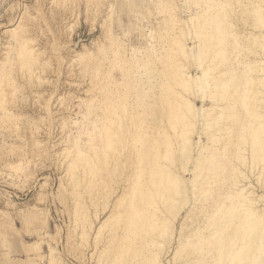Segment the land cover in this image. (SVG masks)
Masks as SVG:
<instances>
[{
  "label": "rangeland",
  "instance_id": "rangeland-1",
  "mask_svg": "<svg viewBox=\"0 0 264 264\" xmlns=\"http://www.w3.org/2000/svg\"><path fill=\"white\" fill-rule=\"evenodd\" d=\"M216 1L217 3L218 1L220 2V5L218 6H221L223 2L224 4L226 2L228 5L226 9V11L228 12H226L227 18L225 26L223 24V26L225 27V29L223 27L224 33L230 30V32L232 33L233 31L238 32H236V34L238 35H232L233 38H231L232 36H230V32L224 34L226 39H224V41H226V43H224L223 46L226 47L227 51H230L227 52V61L224 59L226 63L225 65H222V67H225L227 69L229 68V71L232 74L231 75L229 72H227L225 77L244 76L242 78L243 81H241V85L242 83L244 85V82L247 84V82L244 80L245 77H247V75L249 77V74H252L251 71L254 70L253 67H255V64L253 62H255V60L257 61V59H259V57L261 56V53L264 51V49L260 51V47L258 45L261 43V40L258 43L260 39L259 31L263 26L262 24H264V21L261 19V14H263V18L264 13L253 11V8L256 10V6H258V9L262 10V8L264 7V2H261L260 0ZM255 3L256 5H254ZM194 9L195 7H191L190 9H188V7H186L184 4V0H0V53L4 51V48L8 49L9 47L7 48V46H13L14 48L10 49L8 52L10 56H14V59L11 57L12 60H15L12 63V60L10 58L8 61L10 62V65L8 64V62L7 64L5 63L6 66L4 65L3 67L6 68H2L5 71L1 70V74L2 72L3 75L4 73L6 74L8 70L10 72H8L7 76H3V81H1L0 79V88L3 86L2 91H0V264H47L49 257H51V255L49 256L50 248H53L52 252L55 255L53 256L55 264H104L107 256L109 260L111 259V262L107 259V262L105 264H115L118 263V261H121L123 257L122 256L120 258L118 256L123 253V251H121L122 253L120 252L119 247L117 250L116 246L118 243L120 244H118V246H121L122 244H124L125 246L126 244V248L128 245L134 244L133 246H128L130 249L131 247L134 248L138 244L144 245L143 241H141L142 239H140L139 241V238H142V235H137L138 238H136V236L134 237L133 235L136 231H138L137 228H135L134 230L130 228L131 230H129L127 228V224L125 223V218L127 219L129 217V215L128 217L125 216L129 214V204L127 206V203L131 191H133V189L131 188H135L134 183L137 180V177L135 176L137 172V170H135V160L141 153V142L143 143L144 141V138L142 139L140 136L139 139L138 133H136V127L134 125H131L130 123H132V118L134 117V114L137 113L138 109L142 113L146 110L144 112L146 114L138 116L139 118L136 117L135 122L138 119L140 120H138L135 125L143 126L144 123L142 121H148L154 124L152 125L151 123H149V126L147 127L148 130H152L160 121V119L161 121L164 120L165 122L170 118L169 115L171 116V113H167V118V114L162 108L168 109V100H170L172 97H166L164 95V92L162 91V89L160 90V88L156 90V93L155 89L154 91L146 90V92H144L143 89L140 88L142 82L138 80L139 73H137L136 71V59H134V61L131 58L127 59L129 57V47L133 45L137 48H144V46L147 48L151 47L148 45V39H153L154 35L152 34H159V37L155 35V37H158L159 40L158 38H154V40H157L158 44L156 46H160L158 51H160L161 54L165 55H163L164 57H162V55L157 51L161 55V61H163H160L161 63H157V67L160 70L163 69L164 72L162 71L163 73H161V71L159 70L160 72H157L156 76L161 77V75H163L168 79V81L173 82L174 78L173 75L170 74L169 67L164 65V61L168 62L172 59L178 60L179 62L180 60L177 56H173L171 58V53L175 54L176 52H173L175 50H177L178 52L179 50L177 48L180 46L179 40L174 41L172 38H170L171 23L174 21H178V18L185 19L187 17V11L192 12L193 10L194 12ZM219 11L221 14L222 12L220 7L216 11H210L211 15L210 13H207L206 10L201 15H199L200 12H197V15H199V17H204L207 13L209 15H206L205 17L210 18L216 15L217 12V14H219ZM254 12L257 14H254ZM221 16H224V14H222ZM256 16L258 19L256 18ZM222 19H224L225 21V18ZM244 19L247 21H245ZM19 23L21 24L19 25ZM13 25H17L15 31H13L12 33H10V31L5 32L4 28ZM246 30H248L249 32L252 31L253 34L251 35L250 33L249 36V33L246 34V32H248ZM239 31L243 32V35ZM112 33L114 35H112ZM246 35H248V38L246 37ZM20 36L22 38H27L28 41H26L25 38L22 39ZM252 36H254V38H252ZM15 37L19 38L17 43L15 42ZM226 37L228 38V40ZM235 38L237 39L235 40ZM243 38L250 39L252 42ZM91 39L94 40L95 43H93ZM253 39L257 42H255ZM79 40L80 42L83 41L90 50L93 48V50H91L93 52H90L92 53V55H94V57L90 55V52H88L87 54H85L86 56H84V59L82 58L83 60L77 59L74 50L80 47V42L75 44L74 41ZM160 40L162 42H160ZM101 41H104V43H101ZM96 42H100L103 47H101L100 44H97ZM22 44H27V46L29 45L28 47H30V49L26 47L27 49L25 50V53L22 52V49L20 50V52L22 53L15 51L20 49L23 46ZM235 45H237V48ZM263 45L264 44H262L261 47ZM96 47L101 48L100 52ZM116 48L119 53L118 51H116ZM170 48L173 49V51ZM240 48L242 49L239 50ZM232 49L235 50L236 53ZM29 50L31 53L35 54L34 56H36L37 60L34 59L35 57H33V54H28ZM238 51H240L241 53H237ZM232 52L235 54H233ZM16 53L21 55L18 56ZM116 54L118 56H116ZM0 55H2L0 56V61L2 59L4 60V54L1 53ZM24 55H26V57L28 58L25 59L26 57H23ZM166 55H169L168 58ZM17 56L20 57V59ZM29 56L31 57V59ZM234 56L237 59L238 57H240L239 60L235 61L237 59ZM154 58L153 60L152 58H139L138 60H144L142 66H144L145 63H148V68L154 65L156 59ZM243 58L246 60V62ZM32 59L35 61H33ZM249 60L250 63H252L250 65L249 63H247L249 62ZM26 61H28V65H26ZM95 61V68L97 69L98 73L95 72L96 69H94V71L92 70L93 65H91V62L95 63ZM237 62L238 64H235ZM180 63H182L181 65H183L184 63L186 64V62L183 61H180ZM245 63L248 65V67H251L253 69L251 71H247ZM161 64L162 66H160ZM97 65L99 66L97 67ZM242 65L246 69H244ZM9 67L11 70L9 69ZM235 67L238 68L237 71ZM231 68L235 69L233 71L234 73L232 72ZM141 70L143 71L144 69ZM128 72L129 74H131L129 75ZM235 72L237 73L235 74ZM110 73L111 75H109ZM234 74L235 76H233ZM238 74H240L241 76ZM9 75H12V79L14 77L13 81H10L11 76ZM5 76L7 78L10 77L7 79L9 80V82H11L10 84H6L7 80H4V78H6ZM117 76L119 78H117ZM149 76L150 74L147 73L144 77ZM176 76L179 75L177 74L174 77ZM109 77L114 78L110 79V81L108 79ZM115 78L118 80L114 81V85L118 81L119 84L122 83L117 88L116 86L118 83L115 86L113 85V80ZM121 79L122 81H120ZM107 80L109 81V83ZM240 80L241 79H239V81ZM105 82L109 84L107 85L109 86L108 89H106L107 86H105ZM124 82L126 85L124 84ZM123 84L125 85L124 88ZM127 84L130 85V89ZM103 88L106 91H109V89L112 88V91L110 89L111 94L107 91L108 95L105 96L107 93L106 91L105 93H103ZM249 88L251 90L249 93H252V89L255 88L253 83L249 85ZM128 90H131V92ZM113 91H122L121 94L118 92V96L120 94L121 97H119L122 99L119 100L116 96L117 93H114ZM125 91L128 93V95H124L126 93ZM142 93H144L145 95L143 96ZM152 93L153 95H151ZM103 95L106 98L109 96V100L108 98H104ZM126 96V99L128 100L125 99ZM114 97H117V100L121 101L119 102L120 105L115 104L116 102L114 101L116 99H114ZM258 97L260 96L258 95ZM123 99L125 100V103L122 102ZM251 99L252 98H250V100ZM95 100H98L97 102L100 101L102 105L98 103V105L101 107L97 106V109H94L96 114L93 112L94 115L90 116L94 118L92 120H95L94 123H100V125L99 127H97L98 129H96V137L94 136V139L87 140L86 134L84 136L79 132L80 123L75 124L74 121L76 118H78L77 115L79 114H77V112L79 110H85V104H88L90 101L93 102ZM111 100H113V102ZM153 100L154 102H156L153 103ZM106 101L109 103L106 104ZM195 101L197 102V104H199V100L196 99ZM79 102L82 103L81 106L79 105ZM110 102L113 103L112 105L114 107L119 106L118 109H116L117 107L112 108L116 109L117 112L123 111L124 109H121L123 107L121 106V103H124V107L125 104H127L128 106L126 105L125 107V111L127 109V111L125 112V116L123 115L124 111L122 112L123 114L120 115L121 112L116 113V110L103 115L102 113H106L105 111L112 107V105H110ZM151 102L154 104V108H152V106H150L151 108L148 106L149 103L151 104ZM105 105H109V108H106ZM131 105L134 107H132ZM175 108L174 110H176ZM133 109L136 112L133 111ZM148 110L153 111L147 114V112H149ZM162 110H164V112ZM130 111H132L133 113ZM101 114L102 116L99 118H102L103 116L104 117L101 120H97V116ZM113 114H116L117 116L115 115L114 117ZM106 115L110 117V120H114L110 122L109 118H106ZM118 115H120L124 121H121V119L119 118L120 116L118 117ZM87 116L88 115H86V117ZM115 119H120L121 122L116 123V125L114 123L117 122L115 121ZM103 120H106L107 124H109V122L110 124L113 122L112 125H109L110 130H108V133H110L109 131H112L113 136H116L115 133L118 134L117 137L111 136L113 137L112 139H110V137H106V139L109 141L106 144L104 143V140L106 139L104 137L102 138V136H107L108 128L106 129V127L108 126L106 124L105 127ZM107 120H109V122ZM140 122H142V124H140ZM252 123L251 126L253 128L256 122L254 121ZM88 125H91L90 122ZM103 125L105 129L103 128ZM118 127L122 131H120ZM103 130L106 131L104 132ZM123 130H126V132H124ZM77 131L80 134H78ZM78 135L83 137V140H81L82 138L79 137L81 138L79 139L81 140L79 141L80 143L78 142V145L74 146L75 144H73L72 141L74 142L75 138L73 137H76ZM137 138L138 140H136ZM178 139L179 138L173 139L170 143H174L175 146L174 147L173 144L171 145L173 148H175V157L173 156V160H175L174 162L176 163V165L179 164L177 160V155H179V153L177 152L179 148L176 144L178 141H180V139ZM110 140H113L114 142L112 143L114 144L117 142L116 145H112ZM166 143L167 142H163L162 145L167 146L168 143ZM79 144L80 149L76 150L77 147H79ZM107 144L109 147L110 145H112L113 149L116 148V150H113L111 148L112 146L110 147L112 151L109 150V147L108 149L106 148L105 151L109 150L110 152L108 151L109 153H107L106 151V154L109 155V157L105 158L107 155L100 151L104 149L103 147H107ZM169 147L170 146L165 148ZM165 148L163 147L162 149L164 150ZM232 149L233 148L231 147V150ZM80 150L82 152L86 151V154H94L95 150L97 151L96 156L99 155V159H97L96 161V157H94L95 159L92 158L95 161H93L94 164L91 165L89 164L91 163V161H88V163L86 162L87 160H85V157L83 159V156H86L85 152L84 155L82 152H80L81 155L79 154L78 151ZM160 151L163 152V154L161 153L159 155V157H161L162 159V157L165 156L164 153L166 151ZM79 155L80 157L82 155L83 156L80 158L78 157ZM248 156L249 154L244 159V164L247 163V167L243 164L246 169L242 166V169L244 168L246 174L248 173V170L251 166L254 167L255 165H257L254 164V162L251 160V155L249 156L250 159L247 160L249 158ZM79 159H82L81 162ZM161 159L159 158L161 164H165L166 162H168V160H164V162H161L163 161ZM76 161H79L80 163H77ZM107 161L109 164L107 163ZM172 161L170 162L172 163ZM75 162L77 163V166H75ZM174 162L172 164L169 163V165L174 166ZM71 163H75L72 164L73 166L71 165L72 168H70ZM161 164L159 165L160 167L163 166ZM169 167L167 166V168ZM67 168L70 169L68 170ZM253 170L255 169H250L249 176L251 175V179L255 182L258 181V178L255 176L257 179L254 180L255 177L252 176V174H255L257 170H255L254 172ZM251 171L253 173H251ZM185 177L188 178L189 174H187ZM165 184L166 182L164 183V185ZM173 188L174 192H172ZM176 188L175 186L172 187L171 190H169V188L166 191V197H168L171 193L173 197L177 195L179 196V194L175 190ZM132 195L133 194H131L130 198H132ZM77 196L80 199H78ZM148 198L149 197H146V199ZM125 207H128L127 210ZM107 214H111V217L102 226L103 228H101V231L99 232L100 234H95V230L98 226L99 221L103 220L102 218ZM43 216L46 217V221L47 223H49L47 225L48 228H44V225L42 224ZM195 219L196 218H192V220H189L188 222H191ZM170 221L168 222L169 224L173 222V219H171ZM143 222L145 226H148V224L151 223V219H144ZM180 222L181 215H179L176 220H174V222L172 223L174 225L170 224L171 230L173 229L171 233L173 235H171L170 237L171 239L163 238L165 243L164 245L166 247L164 248L161 255L165 261V264H177L178 262H183L184 260V256L177 257L176 259H172L171 257L173 254V247L178 244L179 237H177V235L179 234V236L181 235L184 238V235H182L184 233L179 232ZM169 224L167 225V227H170ZM45 230L49 233L46 234ZM83 231L86 234H84ZM129 232L131 233V237H126L128 238V240L120 237L122 235H128ZM177 232L179 233L177 234ZM110 235H112V237L114 236L113 238H115L116 235L118 238L120 237V240L122 238L123 241L121 242L123 243H121L118 238L112 241L113 239H110L112 238ZM97 236L100 237L98 238ZM158 238H160V236ZM176 238H178V240ZM182 239L181 241H183ZM100 240H103V243ZM32 242H34V245L32 244ZM104 242L108 245L112 244L113 246L112 252L110 251V249L109 251L107 249L109 248V246L111 248V245L106 248L108 253L111 252V254L114 255L116 251L120 252V254L117 255V257H119V259L116 260L117 262L113 263L114 258L117 257L113 256L112 259V257H110L112 255L110 253V255H107L108 253H106V251V257H104L105 255L103 254V252L101 254V260L104 259V263L103 261L101 262L100 259L98 262L99 249L95 248L97 246H107V244H104ZM17 244H20L21 246L19 248H21L22 252L24 253L23 258L14 257L11 255L10 250L12 249V246ZM142 245L137 246V249L142 247ZM133 248L131 249V251L129 249V251L132 252L136 249ZM137 249L135 251H137ZM127 251L128 249L125 250V252ZM48 252L49 254L47 256ZM128 252L127 255L130 254V252L129 254ZM124 254V258H127V261L129 259L132 261V259L135 257L138 258L139 261H137V259L133 260H135V262L139 264L140 257L138 253V255L133 258L131 257L132 253L129 258L128 256H126V253ZM50 260L51 258L49 259V261ZM129 262L127 263L132 264L131 262Z\"/></svg>",
  "mask_w": 264,
  "mask_h": 264
},
{
  "label": "bare ground",
  "instance_id": "bare-ground-1",
  "mask_svg": "<svg viewBox=\"0 0 264 264\" xmlns=\"http://www.w3.org/2000/svg\"><path fill=\"white\" fill-rule=\"evenodd\" d=\"M260 1L264 2V0L263 1L260 0ZM184 4L186 7H188V9H190L191 7H195V9H194L195 11L194 12H193V10H192V12L187 11L188 13H187V17L185 19L178 18L179 19L178 21H176V22L174 21L171 23L170 38H172L174 41L179 40V45H180L177 48L179 50L178 52H177V50L173 51V49L170 48L173 52H176L175 54L171 53V58L173 56L174 57L177 56L180 60H179V62H178V60H172V59L169 60L168 62L164 61V65L169 67L170 74L173 75V78H174L173 82L168 81V79L165 78L163 75H161V77L156 76L157 72H160V71H161V73L164 72L162 68H161L162 70H160L157 67L158 66L157 63H159L162 60L161 55H162V57H164L163 55H165V54H161L160 51H158L160 46H156L158 43H157V40L156 41L154 40V38L157 39L159 37L158 36L159 34L158 35H156L157 33L152 34V35H154L153 39H148V45L151 47L147 48L144 46V48H140V47L137 48L136 46L133 45V46L129 47V50H130L129 55H128L129 57L127 58V56H126L127 59L131 58V59H133V61H134V59H136L137 69L136 68L135 69H136L137 73H139L138 80H140L142 82L140 85V88L143 89L144 92H146V90L154 91V89H155V93H156V90L158 88H160V90L162 89V91L164 92V95L166 97H168V96L172 97L170 100H168L169 101L168 105L165 104L168 106V109L167 108H166L167 110L165 108H162V109L165 110L166 114L171 113V116L175 115L174 117L172 116L173 118L169 115L170 118L167 119L168 118V114H167L166 115L167 120L165 122H164V120L161 121V119H160L161 122L159 121L153 129L150 127L152 130H148L147 129V127L149 126L148 124L151 122L142 121L144 123L143 126L142 125H140V126L135 125V123L138 120H140V119H138V120L136 119L137 121L135 122V118L136 117L139 118L138 116L146 114V113H144L146 111L145 109H144L145 111L143 113L140 112L138 109L139 112L137 111V113H135L134 117L132 118L133 124L130 123L131 125H134L136 127V130H137L136 133H138V137L140 136L142 139L144 138V141H143V143L141 142V153L137 156V158L135 160V163H136L135 170H137L135 176L137 177V180L134 183L135 188L134 187L131 188V189H133V191H131V194H133L132 198H130L131 194L129 193L130 194V196H129L130 201L128 200V203H127V206L129 204V208L127 207L129 210V212H128L129 214H127V216H125V217H128V215H129V217L127 219L125 218V220H126L125 223L127 224V226H128L127 228L129 230H131V229L134 230L135 228H137L138 231L135 232L136 235L135 234H133V235H134V237L136 236V238H138V236L142 235L141 236L142 238H139V241H140V239H142L141 241H143V244H144V245L138 244L137 246L142 245V247L143 246H145V247H143V248L140 247L139 249H137L138 247L135 246L134 248H136L137 251L138 250L139 251L137 252V251H135L136 250L135 249L132 252H130L131 249L133 248V247H131V249L129 248L132 245L131 243H130L131 245H128L129 247L127 246V248L125 247L126 244H125V246H124V244H122L121 246H124V247H121V246H118V244H119L118 243L116 246L117 250L119 247L120 252L123 251V253L121 252L122 254H120V252L116 251L115 250L116 248H115L114 250L116 251V253L114 251L115 254L113 255V254H111V252L113 251L112 244H109V245H111V248H110V246L104 242V244H107V246L105 245L106 247L105 246H103V247L97 246L96 247V245H95V247H96L95 249H99L98 250V262L100 259V261L101 262L103 261V263H104V259L101 260L102 259L101 254L103 252V254L105 255L104 257H106L105 251H106V253H108V251L110 249L111 252H109V253L112 255V256H110V257H112V259H113V256L117 257L118 254L121 255V256L118 255L120 258L123 256L122 260L120 259L121 261H118L119 264H128L127 262H129V260H130L129 259L127 261V258L126 259L124 258V255H125L124 253H126V256H128V258L131 255V253H132V255H131L132 258L139 254V257H140L139 258L140 259L139 264H165L164 263L165 261L161 255L164 248L166 247L164 245L165 244L164 239H171L170 237H171V235H173V234H171L173 229L171 230L170 224H172L174 222V220H176V218L179 215H181L179 232L184 233V234H182V235H184V238L181 235L179 236V234H178L179 232H177V234H178L177 237H179V240H178V238H176L178 240V244L173 247V249H172L173 254L171 257H172V259H176L177 257L184 256V260H183V262H178L177 264H264V51L262 53L260 52L261 56L259 57V59H257V61L255 60V62H253L255 64V67H253L254 70H252L253 68L248 67V65L246 63H245L246 65L243 64L246 66L247 71L252 70L251 71L252 74L255 73L254 75L249 74V77H248V75H247V77H245L244 80L247 82V84L244 82V85H243V83L241 85V81H243L242 78L244 77L243 75H242L243 77H229V76L225 77L227 72L230 73L229 68L227 69L225 67H222V65H225V63L227 61L226 60V58L228 57L227 52L230 51V50L227 51L226 47L223 46L224 43H226V41H224V39H225L224 34L231 31V30L226 31L224 33V29H225L224 26H225L226 18H227L226 12H228V11H226L227 6H228L227 3L225 2V4H224V2H223V4H221V6H218V5H220V2L218 1V3H217L216 0H184ZM242 4H243V2H242ZM251 4H253V3H251ZM254 5H256V3ZM217 6H218V8L220 7L222 13L220 14V11H219V14H217L218 13L217 12L216 15L213 14L214 16H212L210 18L209 17L206 18L205 16L209 15L207 13H210V11L213 12L214 10L216 11L218 9ZM255 8H256V10L253 8V11H255V12L258 11V13H262V12L264 13V10H263L264 7L263 8L260 7V8H262V10L258 9V6H256ZM204 9L206 10L207 13L205 12L206 13V14L204 13L205 16L203 15L204 17L201 16L202 17L201 18V17H199V15L203 14V12L205 11ZM222 10H224V11H222ZM197 12H200V14L197 15L198 14ZM255 12H254V14H257ZM222 14H224V16H221ZM210 15H211V13H210ZM261 15L263 16V14H261ZM261 15H259V16H261ZM262 16H261V19L264 21V19H263L264 17L262 18ZM222 18H225V21ZM256 18H257V16H256ZM259 19H260V17H259ZM176 20H177V18H176ZM245 21H247V20H245ZM20 24L21 23H19V25ZM223 24H224V26H223ZM254 24H256V23H254ZM262 25L264 26V24H262ZM263 26H262V28H260V31H259L260 39L258 41V43H259L261 40L262 44H264V41H263L264 40L263 39L264 38V28H263ZM16 27H17V25H13V26H9V27L4 28V29H5V32L10 31V33H12L13 31L16 30ZM223 27H224V29H223ZM158 28H159V26H158ZM226 29H227V27H226ZM246 31H248V30H246ZM236 32L237 31H233V33L230 32L229 34H231L230 36H232L233 34H236ZM240 33L243 35V32H240ZM247 33H249L248 34L249 36H250V33H251V35L253 34L252 31H250V32L248 31V32H246V34ZM256 34H257V32H256ZM112 35H114V34L112 33ZM155 35L158 37H155ZM236 35H238V34H236ZM248 35H246L247 38H248ZM237 37H239V36H237ZM24 38L25 37H23L22 39H24ZM111 38H110V40H111ZM183 38H184V40H183ZM231 38H233V36ZM247 38H243V39L251 41L250 39H247ZM252 38H254V36H252ZM18 39H19L18 37H15L16 43L18 42ZM236 39L237 38H235V40ZM25 40L28 41L27 38H25ZM98 40H100V39H98ZM158 40H159V38H158ZM227 40H228V38H227ZM256 40H257V38H256ZM92 41H93V43H95L94 40H92ZM78 42H80V40L74 41L75 44ZM160 42H162V41L160 40ZM160 42H159V45H160ZM255 42H257V41H255ZM23 43H25V42H23ZM98 43L100 44V42H98ZM101 43H104V41L103 42L101 41ZM236 43H237V41H236ZM261 43L258 44L260 47V51H262L264 49V47H263L264 45L262 46L263 47L262 48ZM22 45L23 46L20 49L15 50V51H17L19 53H22V52L25 53V50L27 49L26 47H28L29 45L28 46H27V44H22ZM100 46L103 47L101 44H100ZM104 46H105V44H104ZM235 46L237 48V45H235ZM122 47H124V46H122ZM7 48L8 49L4 48V51L1 52L2 54H4L3 55L4 60L2 59L3 61L2 60L0 61V79H1V81H3L2 80L3 76L4 75L7 76L8 72H10L8 70V72L6 74L4 73V75H3V72L1 74V70L5 71L4 69L6 68L3 66L5 65V63L7 64L9 59L12 57L9 55L8 51L10 49H13L14 47L13 46H11V47L7 46ZM28 48L30 49V47H28ZM117 48H116V51H118ZM238 48H239V46H238ZM248 48H249V46H248ZM21 49L23 50L22 52H20ZM97 49H99V52H100L101 48H97ZM241 49L242 48H240L239 50H241ZM91 50H93V48ZM91 50L88 48V46L83 41H81L80 47L78 49L74 50L75 56L79 60H81L82 58L84 59V56H86L85 54H87ZM246 50H247V48H246ZM149 51H150V53H149ZM168 51H169V49H168ZM168 51H167V53H168ZM233 51L235 52V50H233ZM236 51H237V49H236ZM91 52H93V51H91ZM91 52H90V55H92ZM29 53H31L30 50H29L28 54ZM118 53H119V51H118ZM235 53H233V54H235ZM237 53L240 54L241 52L238 51ZM16 54L18 56L21 55L18 53H16ZM31 54H33V53H31ZM239 54H238V56H239ZM26 55H24L23 57H26ZM34 55L35 54H33V57H35L34 59L37 60L36 56H34ZM123 55H125V54H123ZM229 55H231V54H229ZM0 56H2V55H0ZM92 56L94 57V55H92ZM116 56H118V55L116 54ZM168 56H167V58H168ZM232 57H233V55H232ZM12 58H11V60H12ZM18 58L20 59V57H18ZM27 58L28 57H26L25 59H27ZM139 58H149V59L152 58V60L154 58L155 59L154 65L147 68L148 63L147 64L145 63V65L142 66L144 63V60H142V59L138 60ZM239 58L240 57H238V59L236 58L237 60H235V59L234 60L238 61ZM30 59H31V57H30ZM169 59H170V57H169ZM35 60H33V61H35ZM13 61H15V60H12V63H13ZM180 61L186 62V64L184 63L183 65H181L182 63H180ZM26 62H27L26 65H28V61H26ZM161 62H163V61H161ZM245 62H246V60H245ZM229 63H230V60H229ZM247 63H249V65L252 64V63H250V60ZM8 64L10 65V62H8ZM95 64H96V61H95V63L91 62V65H93V67L91 66L93 69L92 68L91 69L93 71H94V69H96ZM162 64L160 66H162ZM235 64H238V62ZM240 64H242V63H240ZM243 65H242V67H243ZM98 66L99 65H97V67ZM237 66H239V65H237ZM7 67H8V65H7ZM190 67H191V70H190ZM2 68H4V69H2ZM243 68L246 69L245 67H243ZM9 69H10V67H9ZM141 69H144V70L142 71ZM164 69H166V68H164ZM192 69H194V70H192ZM237 69L238 68H236V71H237ZM234 70L235 69L233 68L232 72ZM244 71H246V70H244ZM95 72L98 73L97 69ZM147 73H149L150 76L144 77L145 74H147ZM236 73L237 72H235V74ZM246 73H244V74H246ZM128 74H129V72H128ZM160 74H158V75H160ZM177 74L179 76L174 77ZM235 74L233 76H235ZM109 75H111V73ZM238 75H240V74H238ZM9 76H11V78L8 77V78H10V81H13L14 77L12 79V75H9ZM8 78L6 77V78H4V80L6 81ZM113 78L109 77L108 79L110 80ZM117 78H119V77L117 76ZM122 79H123V77H122ZM122 79L120 81H122ZM239 79H241V80L239 81ZM115 80L117 81L118 79L115 78L113 80V85H114ZM8 82H9V80L6 81V84L11 83V82H9V83ZM93 82H94V80H93ZM125 82H124V84H125ZM108 83H109V81H108ZM108 83H106L105 86L109 85ZM117 83H115V85ZM127 83H129V82H127ZM251 83H253L255 88H253L254 90L252 89V93H249L251 91L249 88V85ZM118 84H117L116 88L119 87L122 83H120L119 85ZM124 84H123V88L126 85V84L125 85ZM256 84H257V86H256ZM127 86L129 87L130 85L127 84ZM2 87L0 88V91H2V89H3ZM108 88H109V86L106 87V89H108ZM98 89H100V88H98ZM110 89L112 91V88H110ZM110 89H109V91H110ZM118 89H120V88H118ZM125 89H128V88H125ZM129 89H130V87H129ZM90 90H91V88H90ZM105 91L106 90L104 89L103 93H105ZM107 91H106V93H107ZM109 91H108V93L111 94V91L110 92ZM128 91L131 92V90H128ZM88 92H89V90H88ZM118 92H114V93H117V95L116 94L115 95L120 100V99H122V98H120L121 92H119L120 97L118 96ZM108 93L105 96H107ZM126 93L124 95H128V93L127 94ZM142 95L144 96L145 94L142 93ZM151 95H153V93ZM258 95L260 97H258ZM103 97H104V95H103ZM111 97H112V95H111ZM117 97L116 98L114 97V99H116L114 102H116L115 103L116 105H120L119 102H121V101L117 100ZM248 97H250L252 99L250 100V98H248ZM104 98H106V97H104ZM109 98H108V100H109ZM126 98H127V96L125 97V99ZM151 98H152V96H151ZM195 98L197 100H199V104H197V102L195 101L196 100ZM82 99H84V98H82ZM85 100H87V99H85ZM85 100H84V102H85ZM126 100H128V99H126ZM129 100H130V98H129ZM97 101L98 100H95L93 102L90 101L88 104H85V106H84L85 110H79L77 112V114H79V115H77L78 118H76V119L74 118L75 121L73 120L75 124L80 123L79 124V130H80L79 132L81 134H83L84 136L86 134L87 140L88 139L92 140L96 137V129H98L97 127H99V125H100V123H94L95 120L92 121L94 118L90 116V115H92V116L94 115L93 112L95 113L94 109L97 106H99L98 103L101 104L100 101L99 102H97ZM111 101L113 102V100H111ZM124 101L125 100L123 99L122 102H124ZM249 101H251L252 103ZM81 102H82V100H81ZM81 102H79L80 106L82 104ZM152 102L155 103L156 101L154 102V100H153ZM152 102H151V104L149 103L148 106L149 107L152 106V108H154V104ZM108 103L109 102H107L106 104H108ZM117 103H119V104H117ZM124 103H121L122 104L121 106H123L121 109L124 108L123 109L124 114L122 113L123 111H120L121 113L119 111L118 112L120 113V115L123 114L125 116V112L127 111V109L125 111V107L127 104H125V107H124ZM164 103H166V102H164ZM112 104L113 103L110 102V105H112ZM105 106H106V108H109V105H105ZM99 107H101V106H99ZM116 107H114L112 105L111 108H109L105 111L106 113H102V114L104 115V114H108V112H111V111L113 112L114 110L118 109L119 106L117 108ZM132 107H134V106H132ZM173 107L174 108L176 107L175 108L176 110H174ZM82 108H83V106H82ZM112 108H116V109H112ZM135 109H136V107H135ZM164 110H162V111L164 112ZM133 111H135V110L133 109ZM152 111L153 110L147 112V114L152 112ZM118 112L116 110V113H118ZM130 112H132V111H130ZM102 114L97 116L98 118H96V119L101 120L104 117L103 116L102 118H99L102 116ZM110 114H112V113H110ZM110 114H109V116H110ZM86 115H88V116L86 117ZM113 115L115 117L116 114H113ZM120 115H118V117ZM107 117H108V115H106V118ZM108 118L110 120V117H108ZM119 118L121 119V121L123 120L121 116ZM111 119H113V118H111ZM120 119L119 120L115 119V121H117V122H114V123L116 124L118 122H121ZM130 119H131V117H130ZM109 120H107V121L109 122ZM113 120H110V122ZM103 121H101V122H103ZM254 121L256 122V124L254 123L255 125L252 128L251 123ZM89 122L91 124L90 126L88 125ZM110 122H109V124H107L106 120L104 121L105 127H106V124L108 126V127H106V129L108 128L107 133H108V130H110L109 125L113 124V122L111 124H110ZM142 122H140V124H142ZM104 125H103V128H104ZM152 125H154V124H152ZM252 125H253V123H252ZM119 127H120V125H119ZM111 128H113V127H111ZM76 129H77V127H76ZM119 130L122 131L120 128H119ZM79 132H78V134H80ZM109 132L110 133H108L107 136L104 135V136H102V138L104 137L106 139V137H108V138L110 137V139H112L113 137H117V135H118L115 133L116 136H113L112 135L113 132L112 131H109ZM124 132H126V130ZM100 134H102V133H100ZM111 136H113V137H111ZM79 137H81V136L78 135L76 137H73V138H75V141L74 142L72 141V143L75 144L74 146H77L78 142L83 140V137H81L82 139ZM140 137H139V139H140ZM86 138H84V139H86ZM177 138L180 139V141H178L176 143L178 145V148H179L178 152H177V153H179V155H177V160L179 163L178 165H176V163L174 162L175 160H173V158L175 157L174 156L175 155L174 154L175 148H173L171 145L173 144V146H174V143L170 144L171 140L177 139ZM79 139H81V140H79ZM113 140L112 141L110 140L111 143L114 142ZM136 140H138V138ZM104 141H105L104 142L105 144L107 142H109L107 139ZM163 142H167L168 143V144L166 143L167 146H163L162 145ZM100 143H102V142H100ZM116 143L115 144L112 143V145L114 144V146H115ZM112 145H110V147ZM69 146H73V145H69ZM168 146H170V147L165 148ZM248 146H249V148L251 147L250 148L251 150L248 148ZM108 147L109 146L107 144V147H103L104 151L103 150L100 151V149H99V151L104 153V154H106V151H107V153H109L110 152L109 150H111L110 147H109V150L105 151V149L106 148L108 149ZM163 147L165 148L164 150L162 149ZM231 147L233 148L232 150H231ZM70 148H72V147H70ZM111 148L113 149V146ZM78 149H80V144L76 150H78ZM114 149L116 150V148H114ZM160 150H162L164 152L166 151L164 153L165 156H163L165 158L162 157V159H161V157H159V155L161 153L163 154V152H161ZM69 152H70V150H69ZM78 152L80 154V152H82V151L80 150ZM84 152L86 154V151H83L82 152L83 155H84ZM247 153L249 154V156L251 155V160L254 162V164H257V165H255L256 167L251 166L250 169L254 168L255 170L258 171V172L256 171L255 174H252V176H254V177L256 176L258 178V181L254 182L251 179V175L249 176V174H250L249 173L250 172L249 167H248L249 170L247 169L248 173L247 174L245 173L246 171L244 170V168L246 169L247 163L244 164V161H245L244 159L248 155ZM89 154H86V156H83V155L82 156H83V159L85 157V160H87L86 162L91 161V163H89V162L88 163L92 165V164H94L93 161H95V160L97 161V159H99V155L96 156L97 151H95V150H94V154L92 153L95 156H93L92 154H90V156H89ZM80 155L78 157H80ZM94 157H96V159ZM108 157H109V155H107L105 158H108ZM92 158H94L95 160H93ZM159 158L161 160H163L161 162H164V160H168V162L165 161L167 163V165H166V163L161 164L159 161ZM249 159H250V157L247 160H249ZM79 160L81 162L82 159H79ZM170 161H172V163L174 162L175 165L174 166L169 165V163L172 164ZM75 163H71L70 168H72V166H73L72 164H75ZM77 163L75 166H77ZM107 163H108V161H107ZM95 164H96V162H95ZM160 164L163 165L164 167L163 166L160 167L159 166ZM243 164L246 167L243 166ZM254 164H251V165H254ZM167 166L168 167L170 166V167L167 168ZM242 166L244 167L243 169H242ZM162 167L165 169H163ZM70 168H67V169L69 170ZM255 170H253V172ZM253 172L251 171V173H253ZM187 174H189L188 178L185 177ZM85 175H87V174H85ZM256 177L254 178V180L257 179ZM248 178H250L253 182ZM165 182H166V184L164 185ZM254 184H256V185H254ZM174 186H175V188L177 187L175 190L179 194V196L177 195V196L173 197L172 193L171 194L169 193L170 195L168 197H166V191L169 188H170L169 190H171V188ZM172 192H174V188L172 189ZM39 194H41V193H39ZM146 197H149V198L146 199ZM77 198L80 199L78 196H77ZM127 208H126V210H127ZM33 210H36V209H33ZM24 211H25V209H24ZM183 211H184V213H183ZM125 214H126V212H125ZM110 217H111V214H107L106 216H104L102 218L103 220L99 221L98 226L95 230L96 231L95 234H98L101 231V228H103L102 226L105 224V222ZM147 218L151 219V223H149L148 226H145L143 224L144 223L143 220L144 219L147 220ZM192 218H196V219L191 221V222H188L189 220H192ZM171 219H173V222L169 224L168 222ZM42 222H43L42 224L44 225V228H46L47 225L49 224V223H47L45 216H43ZM168 224L170 227H167ZM172 225H174V224H172ZM45 233L47 234L49 232L45 230ZM83 233H84V231H83ZM84 234H86V233H84ZM110 234H113V233H110ZM130 234L131 233L129 232L128 235H122L120 237L128 240V238L131 237ZM158 235L160 236V238H158L159 237ZM94 236H96V235H94ZM110 236L112 237V235H110ZM97 237L99 238L100 236H97ZM113 237L110 238V239H113L112 241H114L116 238H118L116 235H115V238H113ZM120 237L118 239L121 242L123 240H122V238L120 240ZM126 237H128V238H126ZM181 239L183 241H181ZM127 240H125V241H127ZM165 241H167V240H165ZM101 242L103 243V240ZM129 242H130V239H129ZM121 243H123V242H121ZM138 243H140V242H138ZM32 244L34 245V242H32ZM113 244H114V242H113ZM101 245H103V244H101ZM108 246H109V248H107ZM38 247H40V246H38ZM162 247H163V249H162ZM106 248L108 249V251L106 250ZM127 249H128V251L130 249V251H129L130 254L127 251L129 255H127V252H125V250H127ZM38 251H39V249H38ZM52 251H53V248H50V254H49V252L47 253V256H48V254H49V256L51 255V257H49V259L51 258L50 261L47 258L48 259L47 264H50V263L55 264L54 257H53L55 255ZM109 253L107 255H110ZM119 257L114 258L113 263L117 262L116 260L119 259ZM107 259H108V256L105 259V263L107 262ZM133 259H135V260L137 259V261H139L138 258H136V257ZM133 259H132V261L130 260V262L132 264H137V262H135V260H133ZM48 262H50V263H48ZM118 263H115V264H118ZM96 264H99V263H96Z\"/></svg>",
  "mask_w": 264,
  "mask_h": 264
},
{
  "label": "crops",
  "instance_id": "crops-1",
  "mask_svg": "<svg viewBox=\"0 0 264 264\" xmlns=\"http://www.w3.org/2000/svg\"><path fill=\"white\" fill-rule=\"evenodd\" d=\"M20 244H17V245H14L12 246V249L10 250L11 252V255L14 256V257H21L23 258L24 257V253L22 252Z\"/></svg>",
  "mask_w": 264,
  "mask_h": 264
}]
</instances>
